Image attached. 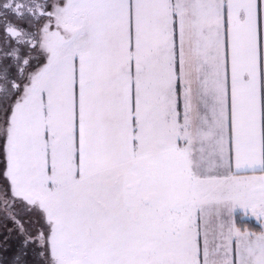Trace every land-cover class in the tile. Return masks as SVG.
<instances>
[{"label":"snow or ice","instance_id":"obj_1","mask_svg":"<svg viewBox=\"0 0 264 264\" xmlns=\"http://www.w3.org/2000/svg\"><path fill=\"white\" fill-rule=\"evenodd\" d=\"M0 264H264V0H0Z\"/></svg>","mask_w":264,"mask_h":264}]
</instances>
